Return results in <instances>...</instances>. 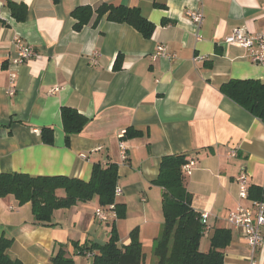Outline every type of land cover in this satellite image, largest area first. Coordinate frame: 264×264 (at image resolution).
Segmentation results:
<instances>
[{"label": "crops", "instance_id": "obj_1", "mask_svg": "<svg viewBox=\"0 0 264 264\" xmlns=\"http://www.w3.org/2000/svg\"><path fill=\"white\" fill-rule=\"evenodd\" d=\"M8 2L26 7L22 21ZM102 3L137 7L154 24L152 34L146 38L129 24L104 17L74 29L75 7ZM193 9L203 13L199 26L188 16ZM236 27L264 34V0H0V172L87 181L94 164L115 162L121 190L115 202L124 205L122 217L102 223L94 216L102 207L94 197L55 210L53 225L45 226L33 223L30 203L0 196V237L13 239L10 257L23 264H51L64 245L76 264H92L72 243L102 244L114 223L122 245L137 228L141 264H155L147 253L163 214L161 188L152 181L162 156L183 154L196 161L187 173L191 205L208 214L200 250L209 249L214 229L225 228L231 241L223 249L224 264H264V243L252 251L244 234L226 221L238 205L250 204V186L264 190V122L219 89L230 79L264 82V63L252 62L244 46L225 42ZM17 39L34 49L20 63L13 62ZM159 46L164 54H157ZM197 56L203 58L194 60ZM62 106L88 118L68 145ZM48 125L51 145L40 137L41 127ZM128 128L140 134L128 137ZM241 172L248 180L246 198L239 197L236 182Z\"/></svg>", "mask_w": 264, "mask_h": 264}, {"label": "trees", "instance_id": "obj_2", "mask_svg": "<svg viewBox=\"0 0 264 264\" xmlns=\"http://www.w3.org/2000/svg\"><path fill=\"white\" fill-rule=\"evenodd\" d=\"M8 5L16 20L22 21L25 18L26 7L23 4L8 2ZM71 16L75 19L76 30H80L92 17H95L93 23L103 17L108 21L127 23L146 38L150 37L155 27L137 7L122 4L102 3L96 8L80 5L71 11ZM219 89L226 97L264 122L263 81L252 78L230 79L222 83ZM60 120L66 145L71 136L81 132L88 123L86 116L69 106L61 107ZM125 132L128 137L140 134L131 128ZM40 137L43 143L53 144V127H41ZM188 161L189 158L183 154L162 156L158 175L152 181L161 188L163 214L161 230L152 250L155 264H224L223 249L231 241L229 229H214L209 238V249L200 250L201 238L208 229L191 205V194L186 187L187 173L183 169ZM117 178L118 165L115 162L94 164L87 181L62 175L0 172V196L13 195L19 205L30 203L34 224L51 226L55 210L70 207L77 202H87L94 197L98 198L100 206L113 204L119 218L124 215V205L115 202ZM263 193L260 187H249L251 199H261ZM130 238L129 244H120L112 223L109 238L104 243L86 241L80 244L74 241L72 244L78 254L90 257L92 264H141L144 253L137 228L130 232ZM12 243V238L0 237V264H23L21 260L9 256L8 249ZM50 261L51 264H76L72 257L66 255L64 245L59 246Z\"/></svg>", "mask_w": 264, "mask_h": 264}, {"label": "built area", "instance_id": "obj_3", "mask_svg": "<svg viewBox=\"0 0 264 264\" xmlns=\"http://www.w3.org/2000/svg\"><path fill=\"white\" fill-rule=\"evenodd\" d=\"M189 18L199 26L203 21V13L200 9H193L188 12ZM197 39H200V34H196ZM19 44V51L17 57L14 59V63L24 62L34 55V49L31 45H25L17 39ZM227 43H237L244 46L248 51L250 60L254 63H264V34L262 33H250L244 27H236L232 33L225 38ZM163 46L158 47L157 54H164ZM203 56H197L194 60L202 59ZM12 80L15 78V74H11ZM13 93V89L10 90ZM120 157L122 160L126 158L124 146L120 143ZM231 155H235L234 151L230 152ZM196 161L194 159L189 160L183 169L186 173L195 166ZM236 182L239 187V197L246 198L248 196V180L244 172H241L236 177ZM121 190L118 186L115 188L114 194L120 195ZM94 216L102 223H110L117 219V214L113 204L105 207H97L94 210ZM208 214L201 213L200 221L206 227ZM227 224L230 228L240 230L248 241L250 249L253 251L264 243V198L252 199L247 206L238 205L234 210L230 211L226 217ZM250 264H254L252 261Z\"/></svg>", "mask_w": 264, "mask_h": 264}, {"label": "rangeland", "instance_id": "obj_4", "mask_svg": "<svg viewBox=\"0 0 264 264\" xmlns=\"http://www.w3.org/2000/svg\"><path fill=\"white\" fill-rule=\"evenodd\" d=\"M147 256H148V259L150 258V256H153L152 250L147 253Z\"/></svg>", "mask_w": 264, "mask_h": 264}]
</instances>
